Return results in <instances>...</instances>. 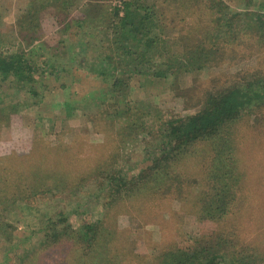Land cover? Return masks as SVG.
Returning <instances> with one entry per match:
<instances>
[{"label": "rangeland", "instance_id": "obj_1", "mask_svg": "<svg viewBox=\"0 0 264 264\" xmlns=\"http://www.w3.org/2000/svg\"><path fill=\"white\" fill-rule=\"evenodd\" d=\"M39 1L0 0V50H27L29 36H36L34 44L37 51L44 48L42 53L63 40L67 54L61 62L81 51L89 60L103 56L100 34L88 27V20L82 28L73 23L95 0H78L60 21L47 6L29 33L30 26L21 19L30 3ZM144 1L153 6L159 31L172 43L175 57L196 64L194 60H203V55L196 57L201 45L211 53L201 69L178 72L174 84L133 78L130 100L153 105L164 116H183L200 110L206 93L233 84L264 97V38L256 21L257 12H264L263 0ZM96 3L101 10L90 8L91 15L99 13L90 24L103 30L102 14L123 5L119 0ZM70 20L64 31V22ZM166 56L159 60L166 63ZM83 67L73 66L78 80L67 89L57 85L65 78L52 79L46 90L37 84V96L29 94L28 82L19 92L8 81L0 87L4 105L24 106L8 121L0 117V264H156L166 250L189 247L204 235L227 233L235 246L264 252V102L253 100L252 106L259 105L243 114L234 128L235 149L225 158L226 164L233 159L235 171L229 176L237 178L229 212L219 222L200 220V204L220 191L221 184L210 177L217 145L198 142L170 162L167 171L161 170L163 174L127 194L112 195L107 175L114 170L137 173L152 140L126 136L122 122L107 117L109 101L104 100L102 108L99 102L112 78ZM66 100L81 107V113L69 117L62 112ZM49 220L65 228L56 241L47 235Z\"/></svg>", "mask_w": 264, "mask_h": 264}, {"label": "trees", "instance_id": "obj_2", "mask_svg": "<svg viewBox=\"0 0 264 264\" xmlns=\"http://www.w3.org/2000/svg\"><path fill=\"white\" fill-rule=\"evenodd\" d=\"M119 1L123 5L122 9L114 7L107 14H102L106 19L103 30L102 26L90 24L99 16V13L91 15L92 12L101 10V5L96 3V0L94 4L88 2V6L94 11L86 9L82 18H77L73 22L77 24H74L76 27L82 28L88 20V27L100 34L103 56L94 58L88 56L89 60L81 51L79 56H74L75 59L66 57L61 62L60 58L67 54L63 40H58L56 46L48 47V52L42 53L44 48L37 51L38 46L34 44L37 37L29 36L30 46L27 50H16L10 54H7L6 50H0V87L8 81L19 92L25 89L24 83L28 82L29 94L37 96V84L46 90L50 87L52 79L57 82L60 78H65V81L61 80L57 85L61 89H67L70 84L77 81L78 77L72 73L73 66L76 68L87 66L100 77L110 75L112 80L103 94L105 97L99 102L100 108L103 107L104 100H108L110 110L104 111L109 119L122 122L123 131L125 129L128 131L125 133L126 136L136 134L141 138L150 137L152 140L151 148L144 149L143 160L146 163L137 173L128 175L126 172L114 170L107 175V184L112 195L119 197L127 194L146 180L155 177L158 172L163 174L161 170L167 171L170 162L188 152L196 143L210 140L217 145L213 150L210 177L221 186L220 191H213L211 201L200 204L196 213L200 220L219 222L229 212L232 205L230 202L234 198L231 187L234 188L237 182L236 177L229 176L235 171L233 159L225 163V158L232 153L233 148L235 149L233 143L235 125L243 114L259 105L255 103L252 106L253 100H261L263 103L264 97L259 92L233 84L219 91L206 93L202 108L183 116H164L153 105L130 100V84L133 78L152 77L174 84L176 74L186 67L201 69L202 63H205L204 60H207L211 51L201 45L196 57L200 59V55H203V60H194L196 64L190 62V59H178L172 52L173 46L168 37L162 36L159 31L161 29L155 18L153 6H149L144 0ZM77 3L78 0H40L35 5L30 3L28 12L26 11L27 16L22 17L21 21L25 19V23L30 26L29 33H33V27L38 25L36 18L40 10L47 6L53 7L56 10V18L60 21L61 16H69L70 8ZM260 7L264 10V0ZM256 19L257 29L262 32L261 37L264 38V12H257ZM71 21L64 22V31L72 25L69 24ZM246 29L249 30L247 26ZM233 30L237 31L235 27ZM162 54H167L164 58L166 63L159 60ZM250 91L252 93H249ZM0 105V117L6 121L11 114L24 107L17 102L4 105V96L1 94ZM60 110L69 117L79 115L82 111L81 107L71 104L69 100L63 102ZM225 152L228 154L222 157ZM215 188L216 185L213 186V190ZM200 200L201 198L198 202ZM50 221L46 228L47 235L50 234L56 241L60 238L59 231L65 228L62 229L56 222ZM229 236L228 233L204 235L194 240L189 247L166 250L156 264H264V252L258 249L256 251L250 246L242 248L235 246L233 244L235 241Z\"/></svg>", "mask_w": 264, "mask_h": 264}]
</instances>
